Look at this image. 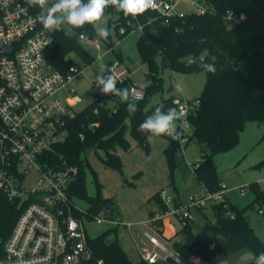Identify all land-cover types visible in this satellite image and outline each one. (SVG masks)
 Returning a JSON list of instances; mask_svg holds the SVG:
<instances>
[{
	"label": "trees",
	"instance_id": "trees-1",
	"mask_svg": "<svg viewBox=\"0 0 264 264\" xmlns=\"http://www.w3.org/2000/svg\"><path fill=\"white\" fill-rule=\"evenodd\" d=\"M20 1L29 6L27 0ZM201 5L205 10L177 14L149 9L135 18L125 17L111 6L106 9L107 13L116 16L115 28L119 34L120 28L126 27V33L120 36L129 34L138 24L143 26L137 47L142 63L148 68L147 79L150 83L144 87L143 99L129 100L138 105L135 114L130 115L126 111V103L119 101V105L112 109L97 96L81 111H74L67 117V137L55 146V162L59 167L66 163L77 168L70 194L92 201L87 214L89 217L94 218L101 208H106L109 200L102 195H87L84 155L90 150H103L106 164L121 168L122 160L117 147L131 148L128 133L138 146L149 147L150 133L138 131L139 124L161 105L164 111L177 108L173 102L174 95L149 105L154 95L164 89L162 73L165 68L181 73L205 72L198 65L201 62L209 63L211 57H216L215 74L205 72L206 82L198 97L200 104L190 116L191 134L187 142L196 140L201 145L202 155L193 170L196 180L207 191L222 189L215 155L237 145L246 121L264 123V0H201ZM29 8L36 16L41 11L39 7ZM228 11L235 15V20H227ZM71 28L74 33L63 27L51 29L52 42L45 51L49 64L64 74L73 65L80 66L81 62L89 65L95 61L80 40L81 34L96 37L93 26L85 24L81 28ZM71 54L75 57H71ZM117 54L122 56L121 52ZM173 145L177 148L170 153L172 175L181 166L175 157L179 140L172 139L171 148ZM257 167H264V161ZM250 186L257 191L255 201L264 204V190L259 189L256 183ZM155 199L161 208L160 213L165 214L169 206L161 197V191L157 192ZM25 204L11 202L0 193V257ZM180 204L175 200V206ZM211 208L216 217V230L222 236L215 243V248H209L208 245L212 243H205L196 235L194 220L182 217V227L177 232L182 235V242L176 243L177 249L187 258L197 256L207 263L218 254L233 256L249 252L252 259L248 264H255L254 258L264 252V239L252 227L246 214L247 207H238L226 195L224 200L212 203ZM80 214L75 210L73 215L78 218ZM105 236L106 232L95 238L84 237L86 249L90 252V259L85 260L84 264H99V260L103 264H157L148 263L142 258L134 263L118 240L108 242Z\"/></svg>",
	"mask_w": 264,
	"mask_h": 264
},
{
	"label": "built area",
	"instance_id": "built-area-1",
	"mask_svg": "<svg viewBox=\"0 0 264 264\" xmlns=\"http://www.w3.org/2000/svg\"><path fill=\"white\" fill-rule=\"evenodd\" d=\"M155 5L152 9L156 11L174 13L173 0H155ZM203 10L202 5L197 9ZM36 17L20 0H0V193L11 202L26 203L5 242L0 264H84L82 252L74 243L71 223L78 219L73 215L75 210L85 214L88 210L83 211L70 194L77 168L66 163L57 166L55 146L67 137L68 115L84 101L74 88L68 89L67 98L62 97L61 91L73 79L84 77L86 70L73 65L64 74L49 64L45 51L52 42V33L41 27ZM226 18L236 19L231 11ZM137 28L142 30L143 26L138 24ZM125 33L126 27L122 26L120 34ZM80 39L88 45L100 46L96 37L81 34ZM107 69H113L123 82L131 76L130 68L120 59L109 62ZM92 86L98 87L97 82H92ZM130 90L139 93L141 99L145 97L144 87L138 83H132ZM130 97L136 101L134 96ZM173 102L189 124L186 129L177 127L180 145L189 140L190 116L196 112L200 99L176 96ZM62 116H66V120H62ZM32 172L40 177L37 185L28 189L24 181ZM241 191L245 192V188ZM161 197L169 210L165 214L158 213L159 218L174 212L181 218L194 220L191 208L201 209L208 201L220 202L225 199L226 191L223 184L217 192L204 188L202 196H191L189 203L178 207L165 191ZM259 212L264 214V204ZM95 218L98 223H117L110 218ZM123 225L133 234L141 258L146 262L187 264L149 230L143 232V238L149 242L145 245V241H138L134 235L132 228L136 223ZM98 263L103 264V261Z\"/></svg>",
	"mask_w": 264,
	"mask_h": 264
},
{
	"label": "rangeland",
	"instance_id": "rangeland-1",
	"mask_svg": "<svg viewBox=\"0 0 264 264\" xmlns=\"http://www.w3.org/2000/svg\"><path fill=\"white\" fill-rule=\"evenodd\" d=\"M173 2V12L177 14L189 13L201 8V0H173ZM115 19L116 16L105 12V26L109 29L110 34L107 39L96 35L100 43L99 48L88 45L80 39L95 57V61L89 65L81 62L80 67L86 70L85 76L75 80L78 82L76 86L75 81L72 84L76 93L84 98L82 103L74 107L76 112L81 111L91 103L94 96H100L102 102L112 109L119 105L118 97L113 98L109 94H104L101 91L102 86L92 87L87 81V79H97V76L100 75L99 66L101 63L107 68L109 60L121 59L130 66L135 83L139 82L144 87L150 83L147 79L148 68L142 63L137 47L142 30L134 28L129 34L120 36L118 29L115 28ZM59 27L74 33L67 24ZM110 43H113V47ZM120 48L121 57L117 54ZM71 57H75V55L71 54ZM162 74L164 89L154 95L149 103L150 106L172 95L189 99L198 98L206 82V73L202 71L181 73L165 68ZM177 84L182 88L181 92L176 90ZM123 87L130 90L128 82H123L117 86V88ZM263 134L264 123L248 120L241 130L237 145L230 150L217 153L214 157L227 197L238 207H247L246 214L261 239H264V214H261L259 209L263 204L255 201L257 191L250 184L256 183L259 189L264 190V167H257V164L264 161ZM127 135L131 148L117 147V153L122 160L121 168L107 165L103 150H90L84 155L87 195L90 197L102 195L109 200L115 209L112 214L106 208H101L96 216L110 218L117 222L104 221L98 223L95 217L81 213L78 219L81 221L84 237L95 238L106 232V240L108 242L118 240L128 257L137 263L141 260L137 244L128 227L123 225V223L134 222L136 225L133 226L132 230L138 241L142 240L145 241V245L149 244L142 235L145 230H149L187 264H248L252 259V254L249 252L233 256L218 254L210 263L202 260L193 261L191 257H185L176 246V243L182 242V235L177 233L182 227L180 215L173 212L168 213L163 218L158 216L161 208L155 199V195L159 191L161 193L165 191L168 196H171L174 200L173 204H175V200L178 204H187L190 202L191 196L200 197L203 195L204 190L196 180L192 168L202 155L200 143L192 140L188 144L186 142L180 144L175 157L181 166L172 175L169 163L172 136L150 134L148 137L149 147L143 148L137 145L130 133ZM39 177L36 172H32L24 181V185L28 189L35 187ZM242 188H245V192L241 191ZM73 199L83 211L89 210L93 205L92 201L85 197L73 195ZM212 203V201H208L202 209L191 208V212L194 217L193 230L196 235L205 243L215 244L221 240L222 236L216 230V217L211 208ZM252 203L254 204L250 205ZM1 243L0 238V245Z\"/></svg>",
	"mask_w": 264,
	"mask_h": 264
},
{
	"label": "clouds",
	"instance_id": "clouds-1",
	"mask_svg": "<svg viewBox=\"0 0 264 264\" xmlns=\"http://www.w3.org/2000/svg\"><path fill=\"white\" fill-rule=\"evenodd\" d=\"M29 6L39 7L40 12L36 19L45 29H55L61 25L67 24L73 28H81L85 24L93 26L96 35L100 38L107 39L110 32L105 26L104 20L106 9L111 6L117 12H122L125 17L133 18L144 14L149 9L154 8L155 0H27ZM83 35V34H82ZM216 57H211V62H201L198 67L205 72L215 74ZM196 63L195 60L192 61ZM100 75L97 76V85L102 86L101 91L104 94H112L118 97L121 103H126V111L132 115L138 109L136 103L129 101L130 96L136 100L142 98L139 93L129 90L127 87L117 88V83H123L114 74L113 69H107L106 65L100 64ZM107 71V74L105 72ZM141 87H144L141 85ZM178 92L182 91L179 84L176 85ZM180 122L178 125L177 122ZM177 127L188 128L189 124L184 118V113L177 108H168L163 110V105L157 107L155 111L145 118L138 126V131L148 132L154 136L169 135L173 139H179ZM255 264H264V252L255 257Z\"/></svg>",
	"mask_w": 264,
	"mask_h": 264
},
{
	"label": "water",
	"instance_id": "water-1",
	"mask_svg": "<svg viewBox=\"0 0 264 264\" xmlns=\"http://www.w3.org/2000/svg\"><path fill=\"white\" fill-rule=\"evenodd\" d=\"M8 50H11V47H8ZM48 66H50V65H48ZM61 119L66 120V116H62ZM176 148H177V146L173 145L171 148V153H174ZM20 189H21V187H20ZM106 209L111 213L115 212V209L113 208L111 203L107 204ZM71 229H72V233H73V237H74V243H75L76 248L80 252H82L83 258L85 260H89L90 259V252L85 247V239H84L81 221L78 219L73 220L71 223ZM208 247L209 248H215V244H209Z\"/></svg>",
	"mask_w": 264,
	"mask_h": 264
},
{
	"label": "crops",
	"instance_id": "crops-1",
	"mask_svg": "<svg viewBox=\"0 0 264 264\" xmlns=\"http://www.w3.org/2000/svg\"><path fill=\"white\" fill-rule=\"evenodd\" d=\"M111 42H113V41H111ZM111 44V46H112V44L113 43H110ZM120 44V43H119ZM118 44V46L120 47V45ZM100 47V46H99ZM99 47H97V48H99ZM113 47V46H112ZM119 52H122L121 51V48H120V51ZM112 60H109L108 61V64H109V62H111ZM124 63H125V61H123ZM108 64H107V66H108ZM126 64V63H125ZM144 64V63H143ZM127 65V64H126ZM129 68H130V66L129 65H127ZM131 70V69H130ZM107 72V71H106ZM105 72V73H106ZM82 78H84V77H82ZM77 78H75V79H73L62 91H61V95H62V97H63V95H64V97L63 98H67L68 97V89H70V88H73V86H72V84L74 83V81L76 80ZM97 79H93V80H90V79H87V81H88V83L92 86V82H95ZM125 82H128V84L131 86V84L132 83H135V81L133 80V78H132V71H131V76H130V78L127 80V81H125ZM77 83L78 82H76L75 81V86L77 85ZM136 83H138L139 85H140V83L139 82H136ZM121 84V83H120ZM141 86V85H140ZM93 87V86H92ZM98 87H100V86H98ZM109 95H111L113 98H115V96L114 95H112V94H109ZM95 97L96 96H94V99H95ZM93 99V100H94ZM199 161V160H198ZM199 185L201 186V188L204 190V186L202 185V184H200L199 183ZM227 195V194H226ZM143 235V234H142ZM141 238H142V236H141ZM191 259L193 260V261H195V260H202L200 257H197V256H192L191 257ZM203 261V260H202ZM207 263V262H206Z\"/></svg>",
	"mask_w": 264,
	"mask_h": 264
}]
</instances>
